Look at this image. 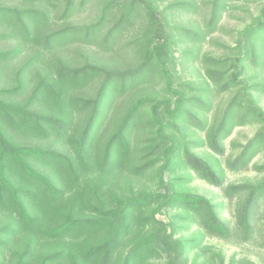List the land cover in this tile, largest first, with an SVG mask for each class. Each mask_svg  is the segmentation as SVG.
I'll use <instances>...</instances> for the list:
<instances>
[{"label": "trees", "instance_id": "16d2710c", "mask_svg": "<svg viewBox=\"0 0 264 264\" xmlns=\"http://www.w3.org/2000/svg\"><path fill=\"white\" fill-rule=\"evenodd\" d=\"M87 1L61 0L59 18H70ZM225 1L208 3V31ZM158 2L103 0L93 21L64 23L47 32H42L49 24L46 11L0 7L5 30L0 38L16 34L35 48L15 72L13 84L0 87V218H5L0 224V264H208L198 262V252L209 250L201 244L203 234L219 239L239 235L242 241L252 236L254 213L264 200V178L254 184L224 186V181L226 174L246 169L264 151V109L258 102L264 81L254 82L247 74L250 66L264 69V7L226 55L205 57L207 84L194 88L173 84L172 35ZM135 23L141 26L133 39L138 58L133 67L70 66L51 57L52 50L72 42L114 45ZM21 50H0V65ZM152 83L160 85L162 97L135 96L108 133L116 100ZM86 89L93 90L91 95H85ZM211 92L226 94V101L209 125ZM182 125L205 132L204 138L186 140ZM243 125L255 130L234 156L226 157L224 169L191 152L189 145L204 143L214 157L223 156L225 141ZM138 131L143 137L133 143ZM50 136L62 149L18 141ZM174 167L221 187L226 199H237L233 226L218 204L175 191L165 180ZM126 171L133 176L150 173L154 188L118 192L114 182ZM168 209L196 224L199 236L176 237L175 224L157 218ZM191 251L195 254L188 263ZM216 258L224 264L220 255ZM212 260L210 255L209 264Z\"/></svg>", "mask_w": 264, "mask_h": 264}, {"label": "rangeland", "instance_id": "374dc122", "mask_svg": "<svg viewBox=\"0 0 264 264\" xmlns=\"http://www.w3.org/2000/svg\"><path fill=\"white\" fill-rule=\"evenodd\" d=\"M78 1V0H77ZM103 0H88L81 9L75 11L72 16L66 20L60 19L59 15L62 9L61 0H0V7L26 9L34 8L46 11L49 21L47 28L42 32L53 31L60 24L68 23L73 25L85 24L93 21L98 14L99 7ZM211 0H159L160 10L163 12L168 22V31L172 35L173 42L172 51L174 54L175 71L173 84H188L194 88L205 87V70L208 67L205 57L221 58L229 52L237 40L239 32L255 18L260 9L264 7V0H226L224 9L220 14L216 25L211 31L207 30V22L209 19V2ZM180 3H189V9L179 7ZM141 24L135 23L128 29L114 45L102 47L100 41L96 43H80L72 42L62 49H54L51 51V57L57 58L70 66H79L84 63L103 66L107 69H124L136 65L137 56L136 49L133 45V39L138 36ZM5 28V27H4ZM185 31V32H183ZM5 30L0 27V34ZM184 34H183V33ZM188 32V33H187ZM193 34L202 36V39H194ZM31 42H23L14 34L9 38H0V50L22 49L19 55L7 63L0 65V87L8 88L13 84L15 72L32 54L35 48ZM46 55V56H45ZM45 57L49 56L47 53ZM248 76L253 78L254 82L264 81V69L249 67ZM93 91V90H92ZM92 91L83 90L85 95H91ZM198 94V92L186 91V94ZM137 95H151L162 97L160 85L148 84L133 90L119 97L116 100V108L111 113L112 120L107 122L106 129L111 132L123 110L128 106L131 100ZM259 105L264 109V92L258 94ZM208 101L210 103L206 117L208 124H213L215 118L221 112L226 101V94L209 93ZM255 127L243 125L236 127L230 137L225 141V154L221 157H214L204 143H200L198 148H191V152L199 157L205 158L210 162H214L220 168H225L226 157L234 156L238 150L249 139ZM181 131L185 134V139L201 140L204 138L205 132H200L194 128L190 131L185 125L181 126ZM141 137L142 132L138 131L133 136ZM140 139V138H139ZM20 143L37 144L41 146H49L50 148L60 149L61 143L54 136L42 139L18 138ZM137 142V141H136ZM139 142V140H138ZM201 142V141H200ZM136 144V143H135ZM134 144V145H135ZM138 146H140L138 144ZM137 146H135L136 148ZM193 148V149H192ZM62 149V148H61ZM137 162L134 161L135 165ZM132 164V165H133ZM264 151L258 153L250 162L248 167L237 173H228L225 176L224 186L228 184L251 183L254 184L264 178ZM151 174L144 176H133L129 172L123 173V178L114 182L120 189L115 188L120 193H127L128 190L137 191L140 189H153L154 183ZM165 180L170 182L175 191L193 193L201 195L220 206L221 214L224 219L231 222L233 226L234 211L236 201L228 200L223 196L221 187H214L201 180L196 174L183 170L182 167L173 168L165 175ZM264 200L259 203L254 213L253 234L246 240L242 241L239 235H233L228 239L213 238L208 235L201 237L200 241L203 246L208 247V253L198 252V262H209L210 255L213 256V264H218L219 259L216 255L222 257L224 264L230 261L235 264H264ZM182 212L175 209H168L157 215V218L164 222H172L175 224L176 237L189 239L199 236L198 226L194 223L188 224L187 221L180 219ZM5 219V218H3ZM0 218V224L4 220ZM7 258L9 252H6ZM195 251L188 254L187 262L190 263L194 257ZM215 254V256L213 255ZM3 264H7L4 261Z\"/></svg>", "mask_w": 264, "mask_h": 264}]
</instances>
